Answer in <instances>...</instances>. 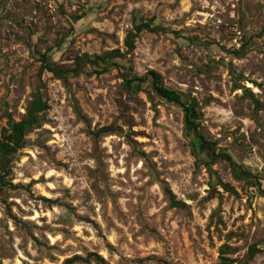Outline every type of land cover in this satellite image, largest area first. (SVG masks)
Instances as JSON below:
<instances>
[{
	"label": "rangeland",
	"instance_id": "obj_1",
	"mask_svg": "<svg viewBox=\"0 0 264 264\" xmlns=\"http://www.w3.org/2000/svg\"><path fill=\"white\" fill-rule=\"evenodd\" d=\"M134 17L160 31L127 52ZM116 48L119 66L40 75L44 53L73 67ZM151 69L264 188V0H2L0 141L38 90L50 107L1 171L0 264H264V192L227 160L198 162L178 103L125 84Z\"/></svg>",
	"mask_w": 264,
	"mask_h": 264
},
{
	"label": "trees",
	"instance_id": "obj_2",
	"mask_svg": "<svg viewBox=\"0 0 264 264\" xmlns=\"http://www.w3.org/2000/svg\"><path fill=\"white\" fill-rule=\"evenodd\" d=\"M137 17H134V27L129 31L125 38V44L127 46V52H130L136 47V38L144 31L157 32L160 31V26L154 25L152 20L137 22ZM127 52H122L119 48L106 51L102 54L90 55L84 53L77 55L74 59L73 67H66L58 65L56 62H53L49 59L47 53L42 54L41 56V67L40 75L44 72H50L55 77L68 81V75L74 74L77 75L84 70L87 64L105 67V66H119L117 59H123ZM125 84L131 90L133 88L138 89L139 85L150 82L152 87L156 92L164 99L178 103L184 110V119L187 127H192L194 131V137L198 138L197 141L199 145L203 148L204 152L207 154L208 160L200 157L199 153H196L198 162L202 161L210 167L211 163L216 162L217 160H227L230 162L233 173L236 178L246 179L251 181L252 186H256L260 192H264L262 187L261 178L254 174L249 168H246L237 162H235L232 156L225 150H218L217 143L215 141L209 140L201 131L200 123L196 120V110L198 108L196 98L186 95L182 92H175L173 90H168L164 84L163 78L159 72L154 69L149 70L145 75H133L131 77H125ZM49 104L46 100L43 99V94L38 90L35 93V97L27 108L26 115L23 119L19 121H11L10 127L11 131L3 132L2 140L0 141V184L4 183V176L1 171L7 172L9 164L11 163L14 154L25 145V136L27 132L38 125L39 114L49 109ZM111 127H104L100 131L96 132V135L100 134L101 131H110ZM194 138V139H195ZM223 188L231 193L238 194L234 186L229 183H223ZM166 192L169 195L171 203L175 206L185 205L184 202L177 200L175 194L170 188H166ZM252 254L258 250L256 246L251 247ZM223 255L224 248L221 249ZM96 255L99 261H104L98 254ZM221 264H227L228 262H235V259L226 258L221 256Z\"/></svg>",
	"mask_w": 264,
	"mask_h": 264
},
{
	"label": "built area",
	"instance_id": "obj_3",
	"mask_svg": "<svg viewBox=\"0 0 264 264\" xmlns=\"http://www.w3.org/2000/svg\"><path fill=\"white\" fill-rule=\"evenodd\" d=\"M2 2V0H0V3Z\"/></svg>",
	"mask_w": 264,
	"mask_h": 264
}]
</instances>
